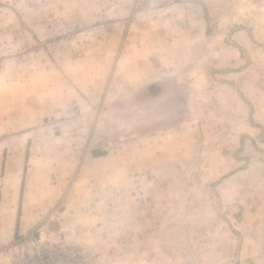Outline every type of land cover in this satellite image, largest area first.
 Masks as SVG:
<instances>
[{"label":"rangeland","instance_id":"374dc122","mask_svg":"<svg viewBox=\"0 0 264 264\" xmlns=\"http://www.w3.org/2000/svg\"><path fill=\"white\" fill-rule=\"evenodd\" d=\"M23 237L264 264V0H0V264Z\"/></svg>","mask_w":264,"mask_h":264},{"label":"built area","instance_id":"2783aa9c","mask_svg":"<svg viewBox=\"0 0 264 264\" xmlns=\"http://www.w3.org/2000/svg\"><path fill=\"white\" fill-rule=\"evenodd\" d=\"M25 238L32 237L21 238L19 244L23 245L25 243V246H29L34 249V251L31 253V256L28 257L24 256L25 250L18 253V259L15 264H61V260L64 257V252H62L61 249L47 242L43 243L37 240V238H33L32 241L26 240ZM29 241L30 243H28Z\"/></svg>","mask_w":264,"mask_h":264}]
</instances>
